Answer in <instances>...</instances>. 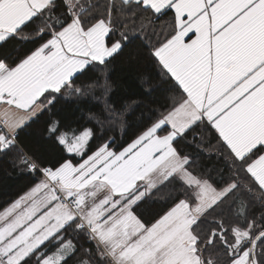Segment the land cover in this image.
I'll list each match as a JSON object with an SVG mask.
<instances>
[{
	"label": "snow or ice",
	"instance_id": "6c2138e0",
	"mask_svg": "<svg viewBox=\"0 0 264 264\" xmlns=\"http://www.w3.org/2000/svg\"><path fill=\"white\" fill-rule=\"evenodd\" d=\"M0 169V264H264V0H0Z\"/></svg>",
	"mask_w": 264,
	"mask_h": 264
},
{
	"label": "trees",
	"instance_id": "16d2710c",
	"mask_svg": "<svg viewBox=\"0 0 264 264\" xmlns=\"http://www.w3.org/2000/svg\"><path fill=\"white\" fill-rule=\"evenodd\" d=\"M116 85L114 88L113 98L118 101H124L126 98L136 92V84L139 83L141 75H152L153 70L148 69L146 64H142L139 68H129L127 63L118 61L114 68ZM136 112L132 116L129 123H134ZM35 126L32 131H35ZM207 160H202L201 164H209ZM29 181L10 169H0V208L13 200L18 194L22 193Z\"/></svg>",
	"mask_w": 264,
	"mask_h": 264
}]
</instances>
